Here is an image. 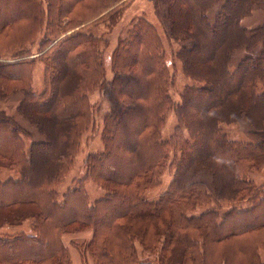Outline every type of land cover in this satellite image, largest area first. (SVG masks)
Here are the masks:
<instances>
[{"label": "trees", "instance_id": "16d2710c", "mask_svg": "<svg viewBox=\"0 0 264 264\" xmlns=\"http://www.w3.org/2000/svg\"><path fill=\"white\" fill-rule=\"evenodd\" d=\"M124 1L0 0V93L19 83L24 119L0 111V170L12 172L0 179V264H72L63 238L84 230L91 235L81 247L95 264H264V184L248 178L264 162V23H242L260 0H154L168 36L191 42L173 54L194 80L179 102L163 37L146 14L118 30L107 79L109 39L95 28L118 23ZM240 48L249 55L231 69ZM38 60L44 89L36 94ZM97 90L112 102L104 150L86 156L85 175L61 195L94 128ZM170 109L177 124L164 138ZM243 119L257 141L224 131ZM166 168L174 169L167 189L149 198ZM200 173L213 176L214 191ZM87 180L104 196L91 201Z\"/></svg>", "mask_w": 264, "mask_h": 264}, {"label": "rangeland", "instance_id": "374dc122", "mask_svg": "<svg viewBox=\"0 0 264 264\" xmlns=\"http://www.w3.org/2000/svg\"><path fill=\"white\" fill-rule=\"evenodd\" d=\"M154 0H126L124 1L123 6L121 7V13L118 17V23L109 27L107 24H100L95 29L98 30V33L104 32L106 37L109 39V43L105 48V59L107 65V79L109 80L113 75V70L110 66V56H111V48L116 41L118 30L121 29L122 26L128 24L130 19L133 16L139 14H146V16L156 25L158 26L159 32L163 37V41L165 44V57L167 59V64L170 68L171 73L173 74V85L170 88V94L175 102H179L181 100V92L184 90V87L188 84L194 83V80L188 78L184 75L181 68V63L177 59L174 58L175 49L184 44L190 45L189 41H176L171 39L168 36V32L166 29V22L164 20V12L165 10L162 8L153 7ZM223 1H219L213 8L208 12L209 20L213 23L216 17L218 10L220 9ZM242 23L248 27L252 28L264 23V0H260V3L252 10V12L242 18ZM72 31V30H70ZM69 31V32H70ZM38 43H35L33 46V50L37 51ZM249 55L248 50L241 49L237 50L233 54V58L231 60L230 66L231 69H234L236 65L241 61L243 57ZM10 79L3 80V82H9ZM33 90L34 92L41 93L44 89V63L40 60L36 62L35 68L33 70ZM14 82L10 81L8 86V91L10 95L3 97L0 93V111H5L7 113L13 114L19 121H24L23 117L17 112L16 106L21 97L23 96L22 91L18 90L20 85L16 83V90H13ZM92 101L95 104V125L92 130H89L82 139V145L75 157L73 162V166L69 173L65 176L64 183L59 187V191L61 195H63L69 188L74 187V179L79 178L85 175L86 166H85V158L91 152H99L104 150V145L100 137V131L102 128V120L104 113L111 108V103L107 100V95L103 90H97L91 94ZM105 98V100H104ZM97 109H100L96 111ZM177 124V117L175 111L170 109L167 111L165 122L162 126V135L164 138H169L174 128ZM248 122L246 119H243L240 123L236 124H224V131L229 134L231 138L239 139L244 141H257V138L250 131L248 126ZM34 137H37L36 132L32 131ZM39 136V135H38ZM41 136H39V139ZM28 144L32 141L27 139ZM174 169L166 168L162 175V183L160 186L153 188L148 191L147 196L151 199H156L163 191H165L173 178ZM12 172L6 170H0V179L4 180L8 178ZM212 178L213 176L209 173H200L197 176V179L204 180L210 189V191H214L212 186ZM248 178L252 179L255 184L262 185L264 184V162L260 167L253 169L251 173L248 174ZM86 189L89 192L91 201H96V199L103 197L105 194V189L98 186L91 180L86 181ZM250 206L247 203V206ZM244 206V205H242ZM245 207V206H244ZM91 230L87 231H78L75 233H68L64 236L63 240L65 245L68 247L70 252V258L72 259V264H95L92 260V257L87 254L85 249H82V244L85 243L88 239H90ZM75 243L81 244L80 247ZM261 259L264 262V249L260 251ZM56 264V263H55Z\"/></svg>", "mask_w": 264, "mask_h": 264}, {"label": "crops", "instance_id": "0c3cea01", "mask_svg": "<svg viewBox=\"0 0 264 264\" xmlns=\"http://www.w3.org/2000/svg\"><path fill=\"white\" fill-rule=\"evenodd\" d=\"M136 1V0H135Z\"/></svg>", "mask_w": 264, "mask_h": 264}]
</instances>
